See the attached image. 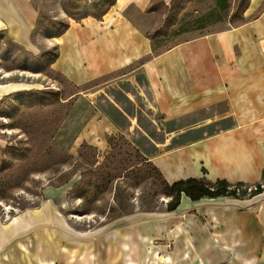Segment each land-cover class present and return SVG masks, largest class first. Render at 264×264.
<instances>
[{
  "label": "crops",
  "instance_id": "obj_1",
  "mask_svg": "<svg viewBox=\"0 0 264 264\" xmlns=\"http://www.w3.org/2000/svg\"><path fill=\"white\" fill-rule=\"evenodd\" d=\"M39 1L0 0V40L34 59L52 48L47 69L80 88L65 122L69 153L86 146L100 159L121 138L167 184L261 182L264 0L248 1L243 22L161 51L151 39L155 0H109L100 16L106 0H69L75 16L62 8L66 29L45 39L36 34ZM21 71L28 75L0 64V101L39 89L40 70ZM55 191L0 218V264H264V191L242 200L182 195L174 211L119 218L101 231L73 230Z\"/></svg>",
  "mask_w": 264,
  "mask_h": 264
},
{
  "label": "rangeland",
  "instance_id": "obj_2",
  "mask_svg": "<svg viewBox=\"0 0 264 264\" xmlns=\"http://www.w3.org/2000/svg\"><path fill=\"white\" fill-rule=\"evenodd\" d=\"M95 3L96 0H85ZM244 0H155L151 9L157 24L151 33L156 51L202 34L221 30L231 23L232 15ZM36 34L41 38L57 35L66 23L61 9L70 8L69 0H40ZM3 69L40 70L35 82L39 89L4 97L0 101V218L37 206L45 190L62 193V214L76 231H101L113 221L134 214L165 212L171 198L158 172L119 138L111 141L109 153L98 159L95 150L81 146L69 153L72 131L66 120L75 88L47 69L45 61L53 49L43 52L45 59L20 56L8 42L0 40ZM47 58V59H46ZM25 77V76H24ZM27 80V79H24ZM126 86V84H124ZM100 87V86H99ZM99 87H92V93ZM122 88V85L120 86ZM123 89V88H122ZM118 90L107 91L116 98ZM127 108V105H124ZM170 248L171 245L167 244Z\"/></svg>",
  "mask_w": 264,
  "mask_h": 264
},
{
  "label": "trees",
  "instance_id": "obj_3",
  "mask_svg": "<svg viewBox=\"0 0 264 264\" xmlns=\"http://www.w3.org/2000/svg\"><path fill=\"white\" fill-rule=\"evenodd\" d=\"M248 1L249 0H244L241 2L240 7L238 8L241 9V15H232L230 17L231 23L234 21H244L243 11L246 9ZM110 3L111 2L109 0H106V3L99 8L98 12H96L97 16H100L105 11L106 7L110 5ZM76 9L77 7L72 5L67 9L68 15L75 16L73 12ZM64 29H66V25L61 28L57 35L62 33ZM52 58H54V56H52ZM165 186L166 195L171 198V201H169L167 205V211L171 212L174 211L179 205L180 197L182 195H185L192 201H198L203 198L216 199L220 197L242 200L258 195L264 191V171L262 173L261 182L254 185H248L240 182L230 184L225 180L208 181L206 178H189L174 182L172 184L165 183ZM249 188H252L250 192L247 191Z\"/></svg>",
  "mask_w": 264,
  "mask_h": 264
},
{
  "label": "built area",
  "instance_id": "obj_4",
  "mask_svg": "<svg viewBox=\"0 0 264 264\" xmlns=\"http://www.w3.org/2000/svg\"><path fill=\"white\" fill-rule=\"evenodd\" d=\"M88 3H89L90 5H92V2L88 1ZM251 189H252V188H249V189H247V191L250 192ZM253 189H254V188H253Z\"/></svg>",
  "mask_w": 264,
  "mask_h": 264
}]
</instances>
